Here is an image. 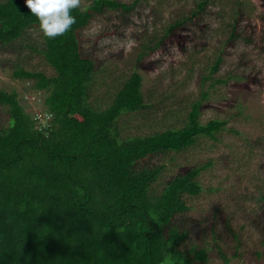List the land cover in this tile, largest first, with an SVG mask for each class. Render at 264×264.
Returning a JSON list of instances; mask_svg holds the SVG:
<instances>
[{"label":"trees","instance_id":"obj_1","mask_svg":"<svg viewBox=\"0 0 264 264\" xmlns=\"http://www.w3.org/2000/svg\"><path fill=\"white\" fill-rule=\"evenodd\" d=\"M209 1L196 0L153 46L144 45L147 51L156 49L188 19L208 13ZM242 2L235 0L234 7L239 9ZM132 6L119 0H92L73 10L76 23L63 36L48 39L41 32L43 43L37 51L54 73L21 64L13 70L14 78L33 82L41 97L39 112L28 111L15 89L0 88V105L10 119L0 126V264L208 260L211 246L195 242L198 226L190 223L185 199L186 194L201 191L197 175L204 165L176 175L159 190L153 185L164 164L136 169L140 160L154 154L184 151L202 136L216 139L227 121H201L208 92L202 91L191 103L180 126L135 136L121 135L119 119L148 106L139 71L116 85L106 105L90 100L96 63L82 51L80 31L97 13ZM234 11L229 39L239 36L238 10ZM29 28L39 29V22L25 0H0L1 43L17 40ZM221 61L218 55L203 78L211 77ZM220 255L229 264L230 258Z\"/></svg>","mask_w":264,"mask_h":264},{"label":"rangeland","instance_id":"obj_2","mask_svg":"<svg viewBox=\"0 0 264 264\" xmlns=\"http://www.w3.org/2000/svg\"><path fill=\"white\" fill-rule=\"evenodd\" d=\"M91 1L83 0L81 8ZM119 1L133 6L97 13L80 31L82 51L96 63L90 100L106 105L116 85L139 71L148 106L119 119L121 135L135 136L180 126L191 103L208 92L201 121H227L216 139L202 136L184 151L140 160L136 169L164 164L153 185L159 190L176 175L204 165L197 175L201 191L185 195L190 223L198 226L195 242L211 246L208 260L195 264H225L221 252L229 264H264V0H243L239 9L235 0H210L208 13L188 19L148 51L144 45L153 46L196 0ZM234 10L239 36L229 39ZM42 43L37 28L0 42V88L15 89L30 112H39L41 97L32 81L14 78L13 70L21 64L54 73L37 51ZM218 55V70L204 79ZM8 113L0 105V126L9 124Z\"/></svg>","mask_w":264,"mask_h":264},{"label":"clouds","instance_id":"obj_3","mask_svg":"<svg viewBox=\"0 0 264 264\" xmlns=\"http://www.w3.org/2000/svg\"><path fill=\"white\" fill-rule=\"evenodd\" d=\"M83 0H25L27 8L39 22L44 37L55 39L66 34L76 23L73 10L80 9Z\"/></svg>","mask_w":264,"mask_h":264}]
</instances>
